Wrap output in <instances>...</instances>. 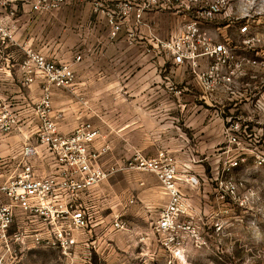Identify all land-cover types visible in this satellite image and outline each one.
<instances>
[{
    "label": "rangeland",
    "instance_id": "1",
    "mask_svg": "<svg viewBox=\"0 0 264 264\" xmlns=\"http://www.w3.org/2000/svg\"><path fill=\"white\" fill-rule=\"evenodd\" d=\"M261 2L264 0H256L258 7ZM113 12L115 11L88 15L77 13L79 22L87 19L96 21L95 29L81 24L73 29L70 23L74 17L68 4L60 11L44 14L27 12L20 14L18 18L23 23L20 29H25L24 36H27L32 47L42 50L50 60L75 63L76 68L93 69L96 71L93 80L97 84L100 82V70L109 68L117 83V53L139 54L143 66L147 63L143 59L149 53L171 52L165 47L169 37L164 23L156 26V30H149L147 24H154L155 15L148 14L145 20L143 18L139 23L134 22L135 24L130 19V25L126 23L124 29L113 36L108 17V13ZM229 23L230 28L224 30L222 35L216 33V40L222 41L224 35L230 39L236 37L242 22ZM250 25L251 36L257 41L252 48H248L247 53L254 60L264 57V17L254 15ZM149 34L153 37L156 48L144 40ZM78 56L82 59L75 62ZM105 56H109L108 62L107 57L102 60ZM76 81L78 82V78ZM149 81L142 83L152 84ZM166 83L175 92L181 87V77L174 70L171 81ZM154 84L157 85L158 82L155 81ZM235 91L239 93L240 90ZM78 103L94 118H100V113L116 115L115 102L104 103L98 98H92L90 102L80 98ZM106 108L114 109L108 112ZM218 116H224L229 121L224 126L225 134L232 126H239L240 130L236 132V144L228 142L230 146H227L222 143L216 151V220H205L200 235L186 238L179 251L167 245L165 238L155 232L158 217L167 205L165 191L161 186L157 188L158 191L147 186L150 174L132 170L118 172L100 184L99 194L95 199L99 208L96 224L80 236L79 245L70 256L52 249L34 248L19 253L15 264H264V101L260 108H216V117ZM91 120L88 122L97 127ZM107 125L98 124L97 129L100 132L103 129L111 131L113 138L107 144L111 150L113 146L114 153L125 152L124 161L132 158L136 152L143 154L139 147L143 143V133H148L147 127L153 128L150 129L152 137L149 142L154 147L149 151L154 156L160 152L170 154L164 148L165 144L179 146L180 134L186 129L184 125L174 123L171 126L173 140L166 142L163 135L165 125H139L133 127L138 128L134 135L126 137V141H118L116 132L122 126L115 122ZM216 136L217 143H221L223 138L221 124L218 122ZM7 143L9 148L0 153L5 155L11 151V162L0 172V181L15 174L22 146L19 134L5 137L4 144ZM124 143L126 146H123ZM115 164L117 162L113 165ZM144 182L146 185H142ZM232 184L235 185L233 191L230 189ZM147 194L154 196V202L149 207L145 203ZM118 216L126 223L123 229H115L113 226Z\"/></svg>",
    "mask_w": 264,
    "mask_h": 264
},
{
    "label": "built area",
    "instance_id": "2",
    "mask_svg": "<svg viewBox=\"0 0 264 264\" xmlns=\"http://www.w3.org/2000/svg\"><path fill=\"white\" fill-rule=\"evenodd\" d=\"M66 4L67 0H0V57L9 47L18 46L14 30L19 8L44 14L60 11ZM116 8L115 12L108 13L113 36L120 33L124 20L131 15L138 23L151 11L189 16L190 21L183 32L172 37L165 47L176 64L189 62L193 66L196 78L207 93L213 92L220 82L229 85L228 90L233 89L235 73L231 62L235 60L237 46L229 41L213 42L201 26L218 20L242 22L239 30L243 37L241 44L252 48L257 39L251 36V19L254 15L264 17V2L258 7L256 0H121ZM23 51L26 55L22 63L24 87L38 79L44 82V86L35 109L40 122L30 140L27 139L29 144L20 154L15 174L0 181V264H15L19 253L34 248L52 249L70 256L78 247L80 236L96 224L99 208L95 199L100 184L122 171L157 176L169 201L159 216L155 232L165 238L167 245L179 251L186 238L198 237L203 226L190 219L191 206L181 190V183L196 186L198 180L191 176L181 177L178 162L166 152L154 157L136 152L126 161L109 167L101 165L99 159L111 148L106 144L99 151L94 149L102 137L97 127L81 123L72 133L64 135L50 115L52 89H69L76 83L74 63L50 60L31 47ZM204 56L215 61L207 71L197 72L198 59ZM81 59L78 56L75 62ZM249 63L264 69V57ZM233 66L241 67L240 64ZM222 67L230 69L227 76H221ZM2 71L0 69V75ZM11 108L0 97V142L21 127L20 116ZM239 130V126L227 130L229 143L236 144ZM10 158L0 157V172L11 162ZM45 161L51 165V173H42L40 164ZM213 181L216 184V177ZM230 189L233 191L235 185L232 184ZM125 225L121 216L114 220L115 229H123Z\"/></svg>",
    "mask_w": 264,
    "mask_h": 264
},
{
    "label": "crops",
    "instance_id": "3",
    "mask_svg": "<svg viewBox=\"0 0 264 264\" xmlns=\"http://www.w3.org/2000/svg\"><path fill=\"white\" fill-rule=\"evenodd\" d=\"M119 1L121 0H67L70 12L73 13L74 17L70 26L76 29L78 24H81L86 26V28L95 29L97 26L96 21L87 19L79 22L77 13L88 15L97 12L116 11ZM27 12H30L29 9L19 8L15 15L14 38L18 46L9 47L5 54L0 57V69L3 70L0 75V97L11 105L12 112L20 116L21 127L13 132L14 135L19 134L21 137L20 154L24 146L29 144L27 139L30 140L36 125L40 122L35 109L36 104L42 97V88L44 86V82L41 79H38L29 87H24L23 85L22 63L26 59L23 49L29 47L35 49L32 47V43L28 41L27 36H24L26 35L25 29H20L23 23L18 17L20 14ZM148 14L156 16L153 25L148 22L149 30H154L156 26H161V23H164L168 28L169 40L181 34L185 25L190 21L189 16L185 14L153 11L144 14V20ZM130 19L133 24L137 22L135 16L126 18L123 22L122 30L126 23L130 25V22H128ZM225 21L227 20L206 22L201 26V30L212 37L215 43L220 44L229 41L233 45H237L235 60L231 62V69L234 70L235 76L233 77L234 83L231 86L233 91L230 90V93L228 92V87L230 86L225 82H220L213 92L207 93L196 78L193 66L189 62L182 65L176 64L171 53H149L143 59V61L147 62L143 66L140 63L142 58L139 54L117 53V83L114 82V76L111 75V69L109 68L100 70V82L97 84L93 80L96 71L90 68H76L74 63L73 68L76 80L78 78V82L76 81L74 87L52 89L50 115L54 118L59 132L64 135L72 133L79 124L89 123L88 121L94 118V116L89 115L86 108L82 107L81 103H78L80 98L90 102H92V98H98L104 103L106 101L115 102V116L100 113V118L96 117L94 118L95 120L91 121L97 127L98 124L112 125L114 122L122 126L116 132L118 141H126V137L134 135L138 128L133 127L139 125H165L164 141H172L171 126L174 123L184 125L186 129L180 134V145L174 147L170 146V144H165L164 148L178 162L181 177L187 178L191 176L198 180L196 186L181 183V190L186 197L187 203L191 206L190 219L201 227H204V221L207 219L216 220V184L213 181L216 177V151L222 143L230 146L228 135L224 131V126L229 121L224 116L216 117V108H260L264 101V69L249 63L252 60L250 54L247 53L249 47L241 44L243 37L240 32L237 31L236 37L233 39L224 35L222 41L216 40V33L222 35L224 30L231 26L229 21L222 26ZM144 40L156 48L157 45L151 34ZM35 50L39 51L38 49ZM40 52L43 53L42 50ZM106 57L108 62L109 56H105L102 60H105ZM214 61L209 56L198 59L197 72L207 71ZM235 64H240L241 67L234 68L233 65ZM174 70L181 77V87L175 92L166 83L169 80L171 81ZM229 72L230 69L222 67L220 74L221 76H227ZM141 78H143V81ZM146 80L152 81V84H143L142 82ZM155 81L158 82L157 85L154 84ZM235 89L240 90L239 93H236ZM79 94L83 96H79ZM106 109L109 112V110L114 108ZM216 122L221 124V137L223 138L219 144L216 141ZM150 129L153 128L147 127L148 133L144 132L141 139L143 143H140V147L139 145L137 146L146 157H151L154 154L149 151L150 148L154 147L149 142V138L152 137ZM101 132L102 137L94 145L96 151H99L111 141L110 138H113L109 129H103ZM7 145L8 143L4 144V140L1 141L0 151L8 149L9 146ZM123 146H126L125 143ZM111 147L112 150L110 149L109 152L99 159L100 164L105 167L112 166L116 162L120 163V160H123L125 155V152L121 154L114 153L113 146ZM10 154L11 151L5 155L0 153V157H10L12 156ZM20 154L18 156L19 162L21 159ZM40 166L43 174L51 173L49 162L45 161ZM148 174L150 175H148L147 186H152L158 191L157 188L161 184L157 176L151 173ZM142 185H146V183L144 182ZM145 197V203L149 207L154 202V196L147 194ZM164 199L168 203L169 197L166 193L164 194Z\"/></svg>",
    "mask_w": 264,
    "mask_h": 264
}]
</instances>
